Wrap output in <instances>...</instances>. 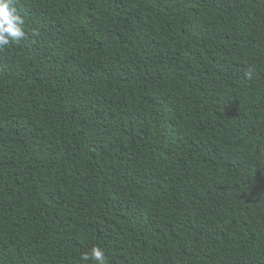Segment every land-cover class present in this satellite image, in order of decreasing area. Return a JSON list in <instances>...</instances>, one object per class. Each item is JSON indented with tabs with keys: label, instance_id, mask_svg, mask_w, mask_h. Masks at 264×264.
I'll return each mask as SVG.
<instances>
[{
	"label": "trees",
	"instance_id": "obj_1",
	"mask_svg": "<svg viewBox=\"0 0 264 264\" xmlns=\"http://www.w3.org/2000/svg\"><path fill=\"white\" fill-rule=\"evenodd\" d=\"M0 264H264V0H11Z\"/></svg>",
	"mask_w": 264,
	"mask_h": 264
},
{
	"label": "clouds",
	"instance_id": "obj_2",
	"mask_svg": "<svg viewBox=\"0 0 264 264\" xmlns=\"http://www.w3.org/2000/svg\"><path fill=\"white\" fill-rule=\"evenodd\" d=\"M23 24L24 20L12 6L11 0H0V48L25 36ZM81 259H91L96 264H106L107 260L104 250L99 246H94L90 252L82 253Z\"/></svg>",
	"mask_w": 264,
	"mask_h": 264
}]
</instances>
